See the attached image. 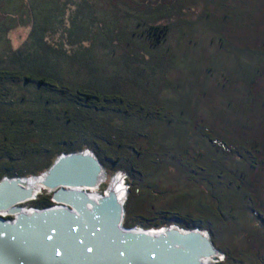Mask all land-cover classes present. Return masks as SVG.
Masks as SVG:
<instances>
[{
    "label": "trees",
    "instance_id": "1",
    "mask_svg": "<svg viewBox=\"0 0 264 264\" xmlns=\"http://www.w3.org/2000/svg\"><path fill=\"white\" fill-rule=\"evenodd\" d=\"M18 25L27 39L0 53V182L90 150L126 176V229L206 231L222 264H264V0H0V42ZM196 33L232 65L182 55Z\"/></svg>",
    "mask_w": 264,
    "mask_h": 264
},
{
    "label": "bare ground",
    "instance_id": "2",
    "mask_svg": "<svg viewBox=\"0 0 264 264\" xmlns=\"http://www.w3.org/2000/svg\"><path fill=\"white\" fill-rule=\"evenodd\" d=\"M98 176L90 160L84 158L63 163L48 178L71 190L61 199L73 205V213H76L72 217L56 212L46 216L30 215L26 211L22 212L25 217L17 219L9 209L12 203L21 200L12 207L25 206L46 189L33 179L25 184L1 186L0 214L4 216H0V220L16 225L10 229L0 227V264H217V259L204 257L207 245L197 236L168 233L166 237L157 238L156 243L155 239L149 243L139 241L138 237L115 235L113 202L94 207L76 195L83 191L93 196L92 199H98V190L106 180L96 189L82 187ZM117 187L120 197V186ZM35 192V197L24 199ZM121 225L124 226L123 216Z\"/></svg>",
    "mask_w": 264,
    "mask_h": 264
},
{
    "label": "water",
    "instance_id": "3",
    "mask_svg": "<svg viewBox=\"0 0 264 264\" xmlns=\"http://www.w3.org/2000/svg\"><path fill=\"white\" fill-rule=\"evenodd\" d=\"M89 159L92 165L95 167L97 170L99 176L98 178H95L92 180L90 183L86 184V186H82L83 188H91V189H96L101 182H103L106 179L107 173L105 168L102 166L100 163L98 157L90 150H85L83 152L79 153H71V154H64L61 155L60 157L57 158L55 161L54 165L44 174H42L39 177H32L29 179H33L34 181L40 182L42 187L46 189L49 193L52 192L54 193L53 195V201L55 202L56 206L52 207L51 209L48 210H40L37 211L35 209L29 210L30 215H41V216H46L49 213L56 212V213H63L64 216L72 217L75 215L73 213L74 207L72 204L68 203L67 201H64L61 199L62 196H66L71 192V190L68 188H65L62 184H58V182L48 180L51 176H53L54 172L59 169L60 165L63 163L71 162V161H76V160H84ZM118 177H114L112 180V183L110 184V187L108 190H106L104 195H99V197H96L98 199H92L93 196L87 195L85 192H79L76 193V195L84 200L87 204H90L92 206H99V205H106L109 204V202H113L114 204V220L112 223V228L116 232L115 235H118L120 237H126V238H133V237H138L139 241H149V243H152L151 241L155 239L154 243L157 242V238H162L163 236L166 237L168 233L176 234L178 236H183V237H200L202 238L206 245H207V252L205 253V258L210 257V258H215V260L220 257L222 254L215 249L213 246L210 236L208 232L206 231H200V230H184L181 229L177 226H170V227H165L162 229H151V230H144V229H126L124 226H120V221L121 218L124 214V206L127 201L128 195H129V188L128 186H124L123 182L126 178L125 175H122L121 173L117 174ZM28 179H23V178H13L9 179L6 178L0 182V187L5 185V184H25ZM117 185L120 186V197L116 193L117 191ZM60 188V189H59ZM59 189V190H58ZM36 192L33 195L28 196L27 198L24 199H31L36 196ZM116 194V195H115ZM23 200V199H22ZM56 200V201H55ZM21 200H18L15 203L20 202ZM12 205L9 207L11 209V214H16L17 219L18 217H25L26 215L22 214L23 209L22 208H13ZM58 211V212H57ZM8 211V213H10ZM55 214V213H52ZM49 214V215H52ZM87 222V221H85ZM16 224H10L7 222H4L0 220V227L3 228H14ZM164 240V239H163ZM202 256V257H203ZM203 257V258H204Z\"/></svg>",
    "mask_w": 264,
    "mask_h": 264
},
{
    "label": "rangeland",
    "instance_id": "4",
    "mask_svg": "<svg viewBox=\"0 0 264 264\" xmlns=\"http://www.w3.org/2000/svg\"><path fill=\"white\" fill-rule=\"evenodd\" d=\"M31 32V25H27V26H22V25H18L17 28L13 29L12 31L9 32L8 37H7V42L8 45H5L3 42H0V53H3L5 51V46H9L12 49H16L18 48L28 37L29 33ZM189 35V34H188ZM189 37H192L191 35H189ZM193 40L195 42H197V44L199 45V49L197 51L195 50H190V47H186V46H182V55L183 54H188L192 59H195L197 61H202V55L204 56V62L202 63V65H207L208 67H211L212 65H214L215 70L216 69H220V68H226L228 69L230 67V65H232V61L230 60V58H228L227 55H225L223 53V51H220L213 46L212 44H210L207 39L203 36L200 35L199 33H196L193 37ZM186 44H188L187 42H185ZM184 43V44H185ZM98 54H100V63L105 64L107 63L112 65L115 62V59H113V55L111 56H106L103 53H101L100 51H97ZM118 53L115 55L117 56ZM112 58V59H111ZM111 59V60H110ZM214 70V71H215ZM217 74L214 73V76H216ZM220 77H213V79H209L208 81V86L210 88V90H213L210 94H208L209 96L204 98V109H203V115L207 116V117H212L211 116V111L212 108H218L219 107V103L221 104L223 102L222 97L218 96L217 93H215V88L217 85V81ZM235 87L232 89V91H229V93L227 94V96H235L234 91H235ZM214 108V109H215ZM215 115H216V110H215ZM34 177V176H32ZM32 177H26L23 179H29ZM39 177V176H38ZM114 177H118V175H108L106 176V181L103 182L102 186L100 187V191L98 190L99 195H104L106 190H108V188L110 187V184L112 183V180ZM124 186H127L125 184V180L123 182ZM51 193L47 192L46 190H44L42 193H40L38 195L37 198L42 197V196H49L51 195ZM36 198V199H37ZM34 201V200H33ZM33 201H30L29 204L25 205V206H19L20 208L23 209V212L29 211L31 210L30 208H34L33 207ZM54 206H56L55 202H53ZM126 204V203H125ZM25 207V208H23ZM1 217L4 216V214H0ZM123 219H124V223L126 221V217H125V211H124V215H123ZM135 230L141 229V228H134ZM224 257L221 255L220 257L217 258V264H222L224 261Z\"/></svg>",
    "mask_w": 264,
    "mask_h": 264
}]
</instances>
